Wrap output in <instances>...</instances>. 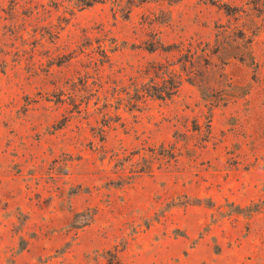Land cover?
I'll return each mask as SVG.
<instances>
[{
    "label": "rangeland",
    "instance_id": "rangeland-1",
    "mask_svg": "<svg viewBox=\"0 0 264 264\" xmlns=\"http://www.w3.org/2000/svg\"><path fill=\"white\" fill-rule=\"evenodd\" d=\"M0 264H264V0H0Z\"/></svg>",
    "mask_w": 264,
    "mask_h": 264
}]
</instances>
